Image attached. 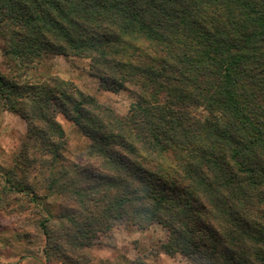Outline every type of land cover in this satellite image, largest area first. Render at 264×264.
Segmentation results:
<instances>
[{
	"label": "trees",
	"instance_id": "16d2710c",
	"mask_svg": "<svg viewBox=\"0 0 264 264\" xmlns=\"http://www.w3.org/2000/svg\"><path fill=\"white\" fill-rule=\"evenodd\" d=\"M0 41V105L28 125L0 211L36 203L32 182L50 171L66 221L39 222L48 252L68 261L116 223L157 224L169 256L264 264V0H0ZM54 55L88 59L136 103L120 116L71 81L30 78ZM58 113L90 140L72 170Z\"/></svg>",
	"mask_w": 264,
	"mask_h": 264
},
{
	"label": "rangeland",
	"instance_id": "374dc122",
	"mask_svg": "<svg viewBox=\"0 0 264 264\" xmlns=\"http://www.w3.org/2000/svg\"><path fill=\"white\" fill-rule=\"evenodd\" d=\"M2 49L3 42L0 41V71L10 75ZM52 75L64 76L65 80L73 82L82 92L93 96L120 116L126 115L138 99L137 88L130 85L119 93H112L101 87L99 80L91 76L90 61L85 58L49 56L36 71L29 74L34 81ZM56 118L65 131L62 151L64 165L72 170L73 164L85 160L90 140L64 115L58 113ZM27 130L28 125L23 119L14 113H5L0 105V188L5 185L8 170L14 168L15 160L19 158L23 146L28 141ZM37 145H41V141L38 140ZM50 156L48 153L45 154V158H51ZM51 174L47 171L32 182L31 187L36 191L39 199L36 203H30L29 196L14 206L16 210L14 214L0 211L1 264H183L187 262L182 256H177L182 260L174 263L168 257H160L163 253L165 232L157 224L148 230L138 231L116 223L108 237L99 239L91 247L83 251L74 248L76 254H73V246H71L70 253L65 255L68 256V261L64 260L61 252L51 250L48 252L46 236L40 229L39 222L47 221L48 231L51 229L55 231L60 223L66 221L60 217L63 214L60 199H55L47 192L46 180Z\"/></svg>",
	"mask_w": 264,
	"mask_h": 264
},
{
	"label": "crops",
	"instance_id": "0c3cea01",
	"mask_svg": "<svg viewBox=\"0 0 264 264\" xmlns=\"http://www.w3.org/2000/svg\"><path fill=\"white\" fill-rule=\"evenodd\" d=\"M57 75V74H56ZM58 76H60V77H62V78H64V79H66L64 76H62V75H58ZM5 113H9V112H5ZM177 256H180V255H176V256H169V255H167V254H165V253H162L161 254V256L160 257H163V258H166V257H168V259H170V260H172L173 261V263L175 262V261H178V262H180V260H182L181 258H178ZM186 263L185 264H191L187 259H186ZM183 263V262H182ZM183 263V264H184ZM176 264V263H175Z\"/></svg>",
	"mask_w": 264,
	"mask_h": 264
}]
</instances>
